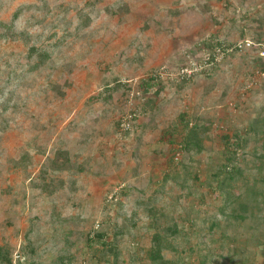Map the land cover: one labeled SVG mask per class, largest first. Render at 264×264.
<instances>
[{"label": "rangeland", "instance_id": "374dc122", "mask_svg": "<svg viewBox=\"0 0 264 264\" xmlns=\"http://www.w3.org/2000/svg\"><path fill=\"white\" fill-rule=\"evenodd\" d=\"M247 38L264 44V0H0V248L264 264V65L254 50L200 70ZM193 125L200 149L178 162Z\"/></svg>", "mask_w": 264, "mask_h": 264}, {"label": "built area", "instance_id": "2783aa9c", "mask_svg": "<svg viewBox=\"0 0 264 264\" xmlns=\"http://www.w3.org/2000/svg\"><path fill=\"white\" fill-rule=\"evenodd\" d=\"M213 55H209L205 59L204 65L200 67V70H203V68H210V67H215L217 65L222 64V62L232 53H240V52H245V51H254L258 50V57L260 60L263 62L264 65V44L262 43H256L252 39H244L241 41H238L234 44L227 45L225 43H216L213 46ZM212 51V52H213ZM204 66V67H203ZM199 69H195L192 67V69H182L181 73V80H189ZM256 74H259L264 77V67L262 72L261 71H256ZM163 73H159L156 76H162ZM255 75V74H254ZM135 118V114L128 113L127 115L123 116L121 119V129L123 131L130 130L132 128V123ZM175 160L180 162L182 157H183V145L180 144L177 146L176 151H175ZM22 258L20 256H15L14 259H12V264H21Z\"/></svg>", "mask_w": 264, "mask_h": 264}, {"label": "trees", "instance_id": "16d2710c", "mask_svg": "<svg viewBox=\"0 0 264 264\" xmlns=\"http://www.w3.org/2000/svg\"><path fill=\"white\" fill-rule=\"evenodd\" d=\"M15 17H18V13L15 14ZM229 45H231V44H229ZM36 52H38L37 49L32 47L31 48V54H34ZM40 56H42L41 57L42 59L46 58L45 55H40ZM184 81H186V80H184ZM150 85H152V84H148L147 87H149ZM187 127H188V125H187ZM199 130H200V127H198L196 125H193L192 127H190L189 132H188V136L184 140V142L182 143V145H183V154L186 153V152H189L191 150V148H193L194 146L195 147L197 146V148L200 149L199 142L197 140H195V141L192 140V139L195 138V135L197 134V132ZM191 135H192V137H191ZM238 141L239 140L237 139V142ZM227 168L228 167H225L226 170H227ZM228 169L231 170L230 168H228ZM231 172H234V170L231 171ZM233 177H234V175L231 174L230 178H233ZM97 236H98V239L102 240V243L105 244L103 242V239L105 238V235L99 233ZM109 249H112V247L110 246ZM162 250H163L162 237H161V235L156 234L153 237V244H152V249H151V252H150V259L152 260V262L157 263V262H162L164 260L163 255H162ZM0 261H5L6 264H12V260L10 258V253L7 250H4L2 248H0Z\"/></svg>", "mask_w": 264, "mask_h": 264}]
</instances>
